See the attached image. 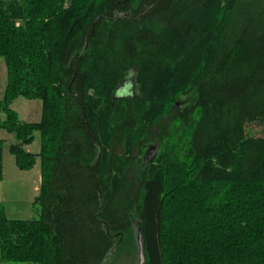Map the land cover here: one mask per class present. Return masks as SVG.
I'll return each mask as SVG.
<instances>
[{"label": "trees", "instance_id": "obj_1", "mask_svg": "<svg viewBox=\"0 0 264 264\" xmlns=\"http://www.w3.org/2000/svg\"><path fill=\"white\" fill-rule=\"evenodd\" d=\"M0 59V130L42 170L0 264H109L136 232L145 264H264V0H0Z\"/></svg>", "mask_w": 264, "mask_h": 264}, {"label": "rangeland", "instance_id": "obj_2", "mask_svg": "<svg viewBox=\"0 0 264 264\" xmlns=\"http://www.w3.org/2000/svg\"><path fill=\"white\" fill-rule=\"evenodd\" d=\"M135 83V75L130 79ZM8 82V72L4 59H0V101L4 99ZM136 84V83H135ZM135 89V86H134ZM125 92H128L125 90ZM19 119L26 123H37L42 115V102L40 100L29 101L24 98L17 99L12 105ZM6 118L5 114H0V120ZM249 133L255 137H264V127L251 125ZM0 140L3 144V176L0 180V207L4 210L6 217L10 220H33L39 219L41 208L35 204L38 197V189L41 186V164L37 159L35 165L30 169H21L16 164L15 157L10 152V147L17 143L14 135L0 130ZM28 152L39 154L41 151V137L35 134L34 141L26 148ZM145 160L153 159L157 152L156 144H152L147 150ZM137 241V232L134 234ZM134 247L121 250L109 264H139V253H135Z\"/></svg>", "mask_w": 264, "mask_h": 264}, {"label": "water", "instance_id": "obj_3", "mask_svg": "<svg viewBox=\"0 0 264 264\" xmlns=\"http://www.w3.org/2000/svg\"><path fill=\"white\" fill-rule=\"evenodd\" d=\"M137 242L139 246V258H140L139 264H145L146 257H145V252H144V242H143L141 234H138ZM114 251L111 252L110 257L113 255ZM104 264H106V262Z\"/></svg>", "mask_w": 264, "mask_h": 264}, {"label": "crops", "instance_id": "obj_4", "mask_svg": "<svg viewBox=\"0 0 264 264\" xmlns=\"http://www.w3.org/2000/svg\"><path fill=\"white\" fill-rule=\"evenodd\" d=\"M28 151V150H27ZM40 189V188H39ZM39 189H38V192H39Z\"/></svg>", "mask_w": 264, "mask_h": 264}]
</instances>
